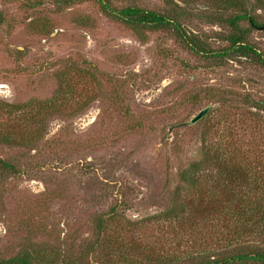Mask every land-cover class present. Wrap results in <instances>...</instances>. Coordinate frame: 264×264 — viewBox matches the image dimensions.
Instances as JSON below:
<instances>
[{
    "label": "rangeland",
    "instance_id": "obj_1",
    "mask_svg": "<svg viewBox=\"0 0 264 264\" xmlns=\"http://www.w3.org/2000/svg\"><path fill=\"white\" fill-rule=\"evenodd\" d=\"M66 1L0 0V100L56 94L77 109L47 116L33 142L0 144V158L18 170L0 169V259L38 248L60 253L55 264H82L73 261L112 202L122 216L109 233L111 260L141 262L153 250L183 255L197 238L151 217L169 206L176 172L199 157L202 137L215 140L234 123L244 165L264 175V108L248 118L252 101L264 105V65L251 53L218 55L236 31L264 59V30L245 19L233 27L228 19L238 10L211 0H105L165 14L205 48L197 54L172 29L139 39L93 0ZM249 15L264 24V9ZM206 106L199 120L179 125ZM15 118L22 126L26 110ZM7 123L3 111L0 125Z\"/></svg>",
    "mask_w": 264,
    "mask_h": 264
},
{
    "label": "trees",
    "instance_id": "obj_2",
    "mask_svg": "<svg viewBox=\"0 0 264 264\" xmlns=\"http://www.w3.org/2000/svg\"><path fill=\"white\" fill-rule=\"evenodd\" d=\"M87 0H67L66 3ZM101 11L109 18L120 22L131 30L139 39H145L148 32L159 29H172L175 35L192 52H205V48L189 39L181 25L165 14L145 10L135 6L115 8L105 0H93ZM213 4L224 10L236 9L238 13L228 19L236 27L238 20L249 17L256 24L255 18L249 15V9H264V0H211ZM4 19L0 9V22ZM241 33V34H240ZM234 31L228 36L230 43L218 55L253 54L264 65V59L251 45L244 41L245 33ZM91 70L95 69L90 64ZM90 79L94 73L88 71ZM70 77L66 76L64 85L70 92ZM69 83V85L67 84ZM60 85L59 89L61 88ZM60 91V90H59ZM58 91V92H59ZM61 95V94H60ZM71 97H73L71 95ZM30 107V108H29ZM248 111L250 120L258 119V109L264 108L261 102L252 101ZM29 108V109H28ZM26 110L27 119L15 123L19 114ZM77 110L56 94L48 98H30L22 104H14L0 100V113L5 112L7 124L0 125V144L6 146H24L35 141V135L41 132L44 120L52 114ZM32 128L25 132L24 128ZM206 134V133H205ZM202 151L199 157L190 160L176 172V184L172 188L170 204L160 213L152 215V221H166L169 227L173 223L180 229L187 228L196 241V247L182 253L175 251L164 255L150 251L144 253L141 262L127 259L120 263L111 260L114 254L109 238L111 228H118L122 216V205L112 202L109 207L96 218L94 239L88 242L73 263L82 264H264V175L261 168L245 166L244 152L236 126L229 122L224 125L221 134L215 140L200 141ZM249 146L245 144V148ZM252 148L250 143L249 149ZM261 159H256L258 163ZM254 163V162H249ZM261 167H264L262 165ZM0 169L17 173L13 163L0 158ZM264 169V168H262ZM125 206V203H123ZM129 226V222L124 223ZM146 246H144L145 249ZM64 260L54 250L24 249L13 256L0 259V264H55ZM69 263V262H68Z\"/></svg>",
    "mask_w": 264,
    "mask_h": 264
},
{
    "label": "water",
    "instance_id": "obj_3",
    "mask_svg": "<svg viewBox=\"0 0 264 264\" xmlns=\"http://www.w3.org/2000/svg\"><path fill=\"white\" fill-rule=\"evenodd\" d=\"M249 21L251 25L256 29V30H264V24H256L252 21V18L249 17ZM209 106H206L202 108L200 111H198L189 121L180 123L179 125H186L187 123H194L197 120H199L208 110ZM177 126V125H175Z\"/></svg>",
    "mask_w": 264,
    "mask_h": 264
}]
</instances>
